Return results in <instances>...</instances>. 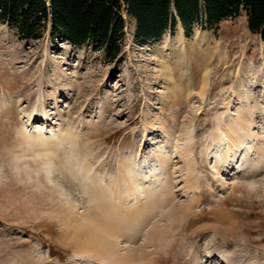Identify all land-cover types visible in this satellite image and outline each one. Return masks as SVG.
Returning <instances> with one entry per match:
<instances>
[{
    "label": "rangeland",
    "instance_id": "1",
    "mask_svg": "<svg viewBox=\"0 0 264 264\" xmlns=\"http://www.w3.org/2000/svg\"><path fill=\"white\" fill-rule=\"evenodd\" d=\"M125 20L113 62L0 22V264H264V41Z\"/></svg>",
    "mask_w": 264,
    "mask_h": 264
},
{
    "label": "trees",
    "instance_id": "2",
    "mask_svg": "<svg viewBox=\"0 0 264 264\" xmlns=\"http://www.w3.org/2000/svg\"><path fill=\"white\" fill-rule=\"evenodd\" d=\"M242 13L264 41V0H0V22L22 39L39 40L49 31L52 41L93 46L112 62L122 53L125 17L136 24L135 41L145 43L178 23L189 38L196 25L212 29Z\"/></svg>",
    "mask_w": 264,
    "mask_h": 264
},
{
    "label": "bare ground",
    "instance_id": "3",
    "mask_svg": "<svg viewBox=\"0 0 264 264\" xmlns=\"http://www.w3.org/2000/svg\"><path fill=\"white\" fill-rule=\"evenodd\" d=\"M207 86V85H206ZM30 118L33 117L32 114L29 115ZM250 117V116H248ZM225 131H220L219 134H218V138L217 140L215 141V143L212 145V147H214L215 149V146H216V149H220L222 148L225 143L228 144L229 148L228 150L224 153V156H221V157H218V163L221 164L223 162V160H227L228 159V156L231 152H233L237 147H238V140L237 138H235V133L232 129L228 128V129H224ZM231 137V138H230ZM165 166H167L166 164H164ZM162 165V166H164ZM148 179L150 180H153L154 179V173H150V175L148 176ZM123 183H126L127 184V181H125L123 179ZM128 188V187H127ZM115 195L113 196L117 201L121 202L122 203V206L124 208H127L128 204H132L133 206V209L136 210V211H140L142 208H141V202H140V195L138 194L137 191L135 190H132L131 188H128L127 190H122V191H114ZM143 206V205H142ZM129 209V208H127ZM92 237H90L91 239ZM98 238V237H97ZM95 238V242L93 240V242H88V245L90 247H93L91 245V243H96V239ZM99 239V238H98ZM97 239V240H98ZM101 240V239H100ZM89 241V240H88ZM92 241V239H91ZM99 241V240H98ZM100 242V241H99ZM98 244V242H97ZM97 245H95L94 247H96ZM98 247V246H97ZM100 249V248H99ZM102 250V249H100ZM104 251V250H102ZM212 254V253H211ZM210 254V255H211ZM211 257V256H210Z\"/></svg>",
    "mask_w": 264,
    "mask_h": 264
}]
</instances>
